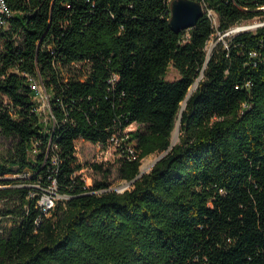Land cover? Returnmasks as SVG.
<instances>
[{"label": "trees", "instance_id": "obj_1", "mask_svg": "<svg viewBox=\"0 0 264 264\" xmlns=\"http://www.w3.org/2000/svg\"><path fill=\"white\" fill-rule=\"evenodd\" d=\"M171 1L7 0L0 136L14 147L0 161V219L11 220L0 264H264V25L206 51L217 32L264 17V0H193L217 24L203 12L178 33ZM80 139L118 147L131 187L86 185ZM152 153L163 156L136 178ZM52 181L66 198L44 214Z\"/></svg>", "mask_w": 264, "mask_h": 264}, {"label": "rangeland", "instance_id": "obj_2", "mask_svg": "<svg viewBox=\"0 0 264 264\" xmlns=\"http://www.w3.org/2000/svg\"><path fill=\"white\" fill-rule=\"evenodd\" d=\"M261 23H264V17L257 16L251 20L244 21L239 25L233 26L232 29L235 30L237 27H240L244 24H251V25L253 24L256 28V25H259ZM254 29H251V31ZM233 33L236 32H232V34ZM217 40H218V34L213 35L210 38V40L206 45L207 52L211 51L212 47L215 45V42ZM1 48H2V42H0V50ZM178 76L179 74L176 71V69L170 66L168 68L166 78L168 80H173L176 79ZM191 88L192 86L188 90L187 93L188 95H190L196 87L193 90H191ZM37 102H38V112L40 113L43 121H48V119L50 118L49 102L47 101L42 102L41 100L40 101L37 100ZM135 126H136L135 124H131L127 129H134ZM13 147H14L13 140L0 136V161H2L4 158H7L11 154ZM75 147H76L77 160L83 166V168L80 170L81 178L83 179L86 185H91L94 184V182L101 180H107V182L109 183V189L114 190L117 193H121L124 190L129 189L131 187V182H127L119 178L118 175L119 152H118V147H115L114 144L103 146L100 144H93L91 142L80 139L75 142ZM162 155H163L162 153L161 154L152 153L147 157H144L141 160V164L139 167V173H141V176L143 174L148 173L152 168V166L162 157ZM143 164L146 166L145 171L141 170V166ZM18 177H22V176L17 173H9L6 174L1 179H10V178H18ZM0 206H2V203H0ZM10 225H11V220L9 217L0 219V227L2 228L3 231H5L8 227H10Z\"/></svg>", "mask_w": 264, "mask_h": 264}, {"label": "built area", "instance_id": "obj_3", "mask_svg": "<svg viewBox=\"0 0 264 264\" xmlns=\"http://www.w3.org/2000/svg\"><path fill=\"white\" fill-rule=\"evenodd\" d=\"M201 6H202L203 12H206V14L211 18L213 24L216 25L217 24L216 14L212 10L206 9L203 4H201ZM11 15H12V11H11V8L7 0H0V29L7 26ZM240 31L241 30L233 31V29L230 28L229 30L225 32H222V33L217 32L216 34H218V40H223L225 37L235 34V33L232 34V32L238 33ZM207 53L209 54V52ZM31 89L35 92V97L37 100L39 101L41 100L42 102L44 101L48 102V95L46 94L43 86L39 82H35V81L32 82ZM51 117L52 116L50 112V118ZM31 196H34V194L32 193ZM62 198H66V197L63 195H60L57 192V186L55 182L52 181V183L49 186L42 188V190H40L38 199H37V204L41 212H43L44 214H48L54 208L56 201Z\"/></svg>", "mask_w": 264, "mask_h": 264}, {"label": "water", "instance_id": "obj_4", "mask_svg": "<svg viewBox=\"0 0 264 264\" xmlns=\"http://www.w3.org/2000/svg\"><path fill=\"white\" fill-rule=\"evenodd\" d=\"M202 14H203V10L199 2L193 0H172L170 3L169 26L171 30L174 31L175 33H178L182 30L190 29L196 24L197 20L202 16ZM262 25H264V23L256 25V27ZM241 31H248V30H241ZM189 96L190 95L187 94L185 100H187ZM171 145L173 144L171 143ZM140 176L141 173H139V175L136 178H139Z\"/></svg>", "mask_w": 264, "mask_h": 264}, {"label": "bare ground", "instance_id": "obj_5", "mask_svg": "<svg viewBox=\"0 0 264 264\" xmlns=\"http://www.w3.org/2000/svg\"><path fill=\"white\" fill-rule=\"evenodd\" d=\"M254 28H255V26L253 24L252 25L251 24H244V25H242L240 27H237L233 31H238V30H251V29H254ZM199 79L200 78H198L197 81L194 83V85L192 86L191 90H193L196 87V84H197V82H198ZM186 101L187 100H185V101L182 102V105H181L182 108L181 109H183L185 107ZM178 133H179V120L177 121L176 126L174 128V131L172 133V137H171L172 144H174L178 140ZM141 170L142 171H145L146 170V166L144 164L141 166Z\"/></svg>", "mask_w": 264, "mask_h": 264}]
</instances>
